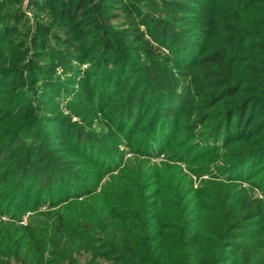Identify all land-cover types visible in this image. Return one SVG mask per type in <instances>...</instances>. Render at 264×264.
Masks as SVG:
<instances>
[{
  "label": "trees",
  "instance_id": "obj_1",
  "mask_svg": "<svg viewBox=\"0 0 264 264\" xmlns=\"http://www.w3.org/2000/svg\"><path fill=\"white\" fill-rule=\"evenodd\" d=\"M256 190L264 0H0V264H264Z\"/></svg>",
  "mask_w": 264,
  "mask_h": 264
},
{
  "label": "rangeland",
  "instance_id": "obj_2",
  "mask_svg": "<svg viewBox=\"0 0 264 264\" xmlns=\"http://www.w3.org/2000/svg\"><path fill=\"white\" fill-rule=\"evenodd\" d=\"M140 157V158H139ZM139 158L140 160H147V165H160L164 162H167L168 160L166 159V156L162 155V156H157V157H150V158H147L146 156H141L140 154H126L125 155V158L123 160V163H122V167L119 168L120 171H122L123 169H125L124 167L127 166V164L131 161V160H135ZM219 165H222L220 159H216L214 161V164L213 165H210L211 168L213 169L215 166H219ZM183 168L185 170H187V167L185 165H182ZM119 173V171L117 172H114L113 174H110V175H105L101 181V185H99L100 187L102 186V184H104L105 182H108L110 180V178L112 176H117ZM197 179V180H196ZM203 179H209V176H204L202 179H199L197 177H195V180L197 182V185L199 184V181L203 180ZM246 187H248V185H245ZM100 190H98L99 192ZM256 195L263 198V194L256 190L255 191ZM86 199H81L82 200H88L87 198L89 197H85ZM74 204V203H73ZM65 207V206H64ZM63 205L61 206H57L56 208H53V209H50L48 208L47 206L46 207H40V209L38 210H35V211H29L27 213H25L24 215H22L20 218H16V219H13L11 214H2V212H0V223L2 224H8L11 226V228L13 229H20V228H24V227H33L34 229H37V230H47L45 227L47 226V223L44 221V220H47L46 218H44V216L40 217L39 215L40 214H48L49 211H53V212H59V210H62L63 208ZM66 207H68V209L66 211H63L62 213L64 214V217L65 219H68V220H75V215H79V213L75 211V205L74 207L70 205H66ZM61 212V211H60ZM51 222H52V219H51Z\"/></svg>",
  "mask_w": 264,
  "mask_h": 264
}]
</instances>
